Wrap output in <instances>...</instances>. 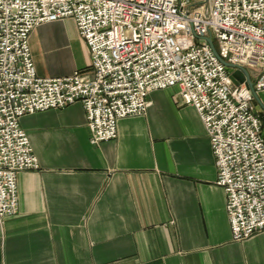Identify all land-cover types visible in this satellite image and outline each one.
Returning a JSON list of instances; mask_svg holds the SVG:
<instances>
[{
  "label": "built area",
  "instance_id": "built-area-1",
  "mask_svg": "<svg viewBox=\"0 0 264 264\" xmlns=\"http://www.w3.org/2000/svg\"><path fill=\"white\" fill-rule=\"evenodd\" d=\"M72 18L90 72H37L30 45L39 25ZM221 58L249 69L264 91V0H0V223L19 211L18 175L39 159L25 115L81 103L94 145L145 115L152 92L178 86L211 142L234 241L264 233V124L245 83Z\"/></svg>",
  "mask_w": 264,
  "mask_h": 264
},
{
  "label": "crops",
  "instance_id": "crops-1",
  "mask_svg": "<svg viewBox=\"0 0 264 264\" xmlns=\"http://www.w3.org/2000/svg\"><path fill=\"white\" fill-rule=\"evenodd\" d=\"M37 72L87 69L72 18L31 33ZM255 106L264 120V91ZM94 145L81 103L21 119L39 162L18 175L19 211L0 223V264H264V233L234 241L205 126L179 87L154 91Z\"/></svg>",
  "mask_w": 264,
  "mask_h": 264
},
{
  "label": "water",
  "instance_id": "water-1",
  "mask_svg": "<svg viewBox=\"0 0 264 264\" xmlns=\"http://www.w3.org/2000/svg\"><path fill=\"white\" fill-rule=\"evenodd\" d=\"M206 41L210 44L214 53L220 58V60L227 67L233 69V72L231 74V78H232L233 82L236 85H240L241 83H245L249 87V89L251 90V92L254 96V99L259 101V95H258V92L254 88V81L251 77L249 69L244 67V66L231 64V63L227 62L226 60H224L223 58H221L211 36L206 37Z\"/></svg>",
  "mask_w": 264,
  "mask_h": 264
},
{
  "label": "rangeland",
  "instance_id": "rangeland-1",
  "mask_svg": "<svg viewBox=\"0 0 264 264\" xmlns=\"http://www.w3.org/2000/svg\"><path fill=\"white\" fill-rule=\"evenodd\" d=\"M202 1H203V0H202ZM82 71H84V72H90V71H91V68H90V66H89V68H87V69H83ZM260 116H261V119H262L263 124H264V120H263V118H262L261 113H260Z\"/></svg>",
  "mask_w": 264,
  "mask_h": 264
}]
</instances>
